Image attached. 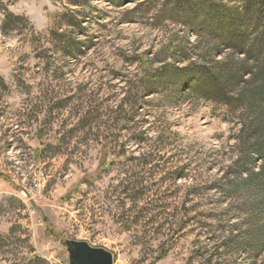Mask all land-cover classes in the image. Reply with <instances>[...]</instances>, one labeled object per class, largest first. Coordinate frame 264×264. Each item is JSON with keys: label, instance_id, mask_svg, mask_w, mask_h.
<instances>
[{"label": "rangeland", "instance_id": "1", "mask_svg": "<svg viewBox=\"0 0 264 264\" xmlns=\"http://www.w3.org/2000/svg\"><path fill=\"white\" fill-rule=\"evenodd\" d=\"M25 3L51 26L11 11ZM163 4L0 0V264H70L67 241L113 264H264L218 204L239 129L226 108L170 92L123 106L131 59L172 43L177 66L204 64L211 35Z\"/></svg>", "mask_w": 264, "mask_h": 264}, {"label": "trees", "instance_id": "2", "mask_svg": "<svg viewBox=\"0 0 264 264\" xmlns=\"http://www.w3.org/2000/svg\"><path fill=\"white\" fill-rule=\"evenodd\" d=\"M138 1L109 0L121 6ZM161 1L164 11L184 14L191 30L203 28L211 35L209 51L201 57L203 65L187 61L188 65L177 66L175 57L181 50L172 43L163 45L155 60L143 63L141 59H131L130 64H138L139 72L133 85L131 80L126 83L130 86L123 106L128 104L134 109L138 98L170 92L180 101L203 99L226 108L239 129L233 136V159L221 167L223 175L214 183L221 196L218 204L227 205L224 213L234 211L241 216V224L235 225L233 232L240 231L243 236L232 235L234 246L243 252L263 249L264 0H226L235 7L224 5L223 0ZM131 96L133 100L129 101Z\"/></svg>", "mask_w": 264, "mask_h": 264}, {"label": "water", "instance_id": "3", "mask_svg": "<svg viewBox=\"0 0 264 264\" xmlns=\"http://www.w3.org/2000/svg\"><path fill=\"white\" fill-rule=\"evenodd\" d=\"M70 264H113L114 256L104 248L92 247L86 242L67 241Z\"/></svg>", "mask_w": 264, "mask_h": 264}, {"label": "clouds", "instance_id": "4", "mask_svg": "<svg viewBox=\"0 0 264 264\" xmlns=\"http://www.w3.org/2000/svg\"><path fill=\"white\" fill-rule=\"evenodd\" d=\"M10 8L15 14L24 16L35 27L46 30L51 26L52 21L50 17L47 16L44 10L37 3H25L21 8H17L16 5H12Z\"/></svg>", "mask_w": 264, "mask_h": 264}]
</instances>
